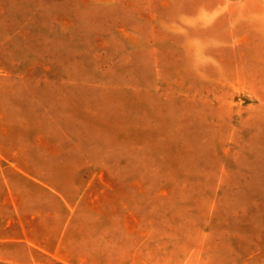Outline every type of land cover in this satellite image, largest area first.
<instances>
[{"label":"rangeland","instance_id":"1","mask_svg":"<svg viewBox=\"0 0 264 264\" xmlns=\"http://www.w3.org/2000/svg\"><path fill=\"white\" fill-rule=\"evenodd\" d=\"M65 213L91 264H264V0H0V234Z\"/></svg>","mask_w":264,"mask_h":264},{"label":"crops","instance_id":"2","mask_svg":"<svg viewBox=\"0 0 264 264\" xmlns=\"http://www.w3.org/2000/svg\"><path fill=\"white\" fill-rule=\"evenodd\" d=\"M36 186L42 188V194L62 204L66 212L70 211L68 201L56 189L38 183ZM67 217L68 214L65 213L64 222L53 232L36 230L48 225V220L40 214L25 223L16 217L9 219L8 225L12 228L18 225L20 230L10 229L0 234V264H91L90 256L81 248L80 238L71 235L72 222Z\"/></svg>","mask_w":264,"mask_h":264}]
</instances>
